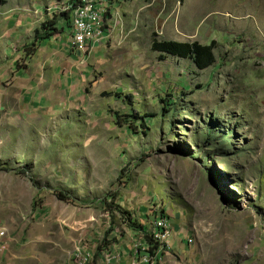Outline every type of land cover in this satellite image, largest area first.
Wrapping results in <instances>:
<instances>
[{
    "label": "rangeland",
    "instance_id": "1",
    "mask_svg": "<svg viewBox=\"0 0 264 264\" xmlns=\"http://www.w3.org/2000/svg\"><path fill=\"white\" fill-rule=\"evenodd\" d=\"M80 1L16 6L35 14L34 30L57 20L69 33L65 7ZM108 1L98 47L78 51L70 36L61 54L18 59L22 75L0 84V228L12 249L30 264H74L98 202L118 192L140 223L164 204L170 231L187 230L190 254L154 264H264V0ZM163 41L212 46L215 63L200 70L153 48ZM117 221L119 242L122 229L136 236Z\"/></svg>",
    "mask_w": 264,
    "mask_h": 264
},
{
    "label": "crops",
    "instance_id": "2",
    "mask_svg": "<svg viewBox=\"0 0 264 264\" xmlns=\"http://www.w3.org/2000/svg\"><path fill=\"white\" fill-rule=\"evenodd\" d=\"M105 2L108 3L107 7L110 8L112 2L110 3L108 0H103L101 5L103 9L106 8L104 7ZM16 4V0H0V84L7 80L9 73H13V77H15L16 74L17 76L22 75L23 71L16 61L23 57V45L25 42L32 39L34 28L37 25L36 20L34 19L35 14L32 15V13H29L27 9L18 7ZM106 20L108 21V18L105 16V22ZM65 28L63 32L60 33V38L55 37L54 43H46L47 41H45V43L43 42L41 46H38L35 54L30 58L31 60L27 64L30 66L34 57L37 59L39 57H50L52 56L50 52H54L55 55V53L61 54V51L65 52L68 50V42L73 31L70 28V32L67 33L65 32ZM107 30L108 29L105 28L103 35L106 34ZM96 45H98V43H92V47ZM29 81L32 83V80L29 79L28 82ZM1 94L2 92L0 88V99ZM23 99L25 100V95ZM162 208H165L164 204ZM102 213L103 214L100 213L98 215V220L104 216L107 218V221L101 219L102 223L100 227H97L94 222H96V224L99 222L92 217L89 219L92 223L90 224V229L83 232L84 236H82V239L84 245L82 246V252L88 251L91 254L92 261L89 264H143L139 258L141 246L139 244L133 245L135 242L134 240H136V236L131 237V235L129 233L126 234V231H123V229L120 230V232L123 233L125 240L123 242H119L118 238L112 234L109 236V241L106 242L107 245L106 247H103L104 250L101 252L100 256H97L98 246L102 243L103 237L110 227L108 215L103 211ZM146 219L147 222H141V224L144 225L147 230H149L148 233H150L152 230L151 225L148 222V217ZM185 231H187L185 228L178 226L173 227L172 232H174L175 237L173 235L172 239L170 238L169 250L164 251V257H167L169 253H174L175 250L181 251L178 255L179 257L183 256L184 253L190 254V252H186L189 247L188 240L186 238L188 237L189 239V235L182 238L184 237L183 234ZM114 236L115 240L113 239ZM139 238L140 237H138V239ZM11 242L12 240L9 231L7 230V236L5 239L6 251L0 254V264H30L34 258L30 255V259H28L27 255H25L22 251L12 249ZM137 257L139 261L136 259ZM167 258L170 259L169 261L171 263L173 262L170 256ZM167 258L165 259L166 261ZM165 260L164 262H166Z\"/></svg>",
    "mask_w": 264,
    "mask_h": 264
},
{
    "label": "trees",
    "instance_id": "3",
    "mask_svg": "<svg viewBox=\"0 0 264 264\" xmlns=\"http://www.w3.org/2000/svg\"><path fill=\"white\" fill-rule=\"evenodd\" d=\"M107 9L109 7H106ZM70 22V20H69ZM64 29L59 28V24L57 20L53 21H45L42 23L41 27L39 29L34 30L33 37L30 41L26 42L23 46V57L24 59L28 60L30 59L36 52L38 46H41L44 41H48L52 38L57 37L59 33H61ZM153 48L156 51H159L163 54L174 56L179 59H187L190 60L198 69L205 70L210 68L215 63V57L212 53V46L207 45H201L198 42H173V41H163L158 44H153ZM164 111L166 112L167 109L164 108ZM169 112V111H167ZM119 120V116L117 117ZM146 123L145 119L142 123V126H145ZM121 127H125L127 130H131L132 123H127V121H120L119 123ZM207 132H209L208 135L213 134L214 132H210V130L206 129ZM234 134V133H233ZM223 135L222 137H224ZM209 141V142H207ZM207 143L211 144L214 143L211 138L207 139ZM211 142V143H210ZM228 141H223L221 143L222 149H228L230 146ZM9 168L7 166H4L3 164H0V170H8ZM23 174H26V176H29V172L24 170H21ZM127 176V175H125ZM50 192L55 195V197L61 201L64 202H72V197L68 195L65 191L62 190H50ZM118 197V192L114 195H108L105 196V198L101 199L98 204L100 203L101 210L106 213L109 217L110 221V227L105 233L102 243L98 246L97 250V256H100L101 252L104 250L103 247H106V242L109 241V236L112 234L114 235V228L118 225V219L120 222L126 224L129 226L130 230L137 232V237H144V240L147 242V253L149 254L151 261L152 258L156 260L157 263L164 257V251H160L159 243L154 240L151 233H148L147 228L142 225L136 218L132 217L133 215L129 213L128 211H124L122 206L120 204L115 203V200ZM111 200V201H110ZM121 200V199H120ZM165 208H162L161 212H155V216L158 214L160 215V218H166L169 219L166 215ZM118 218V219H117ZM115 240V236L113 237ZM154 262V261H153Z\"/></svg>",
    "mask_w": 264,
    "mask_h": 264
},
{
    "label": "built area",
    "instance_id": "4",
    "mask_svg": "<svg viewBox=\"0 0 264 264\" xmlns=\"http://www.w3.org/2000/svg\"><path fill=\"white\" fill-rule=\"evenodd\" d=\"M103 0H81L77 6L68 5L65 11L73 8L74 14H71L72 27L74 30L71 35V44L78 51H83L89 43H94L102 36L104 29L103 13L105 10L101 7ZM151 231L153 238L160 245V251L169 250L168 239L171 237L170 224L166 218L155 216V220L151 224ZM7 236V229L0 228V254L6 251L5 239ZM92 261L89 252H82L79 260L74 264H89ZM145 264H154L151 258L146 256L142 258Z\"/></svg>",
    "mask_w": 264,
    "mask_h": 264
}]
</instances>
